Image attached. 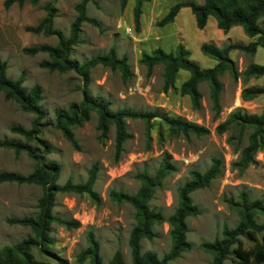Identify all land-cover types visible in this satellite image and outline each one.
Listing matches in <instances>:
<instances>
[{"label":"rangeland","instance_id":"rangeland-1","mask_svg":"<svg viewBox=\"0 0 264 264\" xmlns=\"http://www.w3.org/2000/svg\"><path fill=\"white\" fill-rule=\"evenodd\" d=\"M5 1L0 0V60L6 65L8 79L15 81L23 76L24 91L28 92L34 86L41 90L39 107L43 119L39 140L49 148V153L40 164L55 163L58 166L57 187L68 180L82 184L91 167H97L94 192L100 199L99 205H95L87 196L57 194L52 215L62 220L76 221L79 227L67 231L52 224L49 234V252L52 256L33 251L34 261L38 264H79L78 255L86 249L88 236L91 235L99 244V256L103 264H107L115 252L122 254L123 264H131L127 241L135 225L134 211L127 204L111 202L108 193L113 191L134 195L140 186L136 175L146 173L154 176L161 165L168 161L174 166L175 172L165 177L149 203L150 209L167 219L177 208V189L189 181V173L195 171L203 174L210 168L212 160L217 159L222 164L220 175L208 188L190 195L192 204L199 211L197 217L186 220V239L192 249L170 263L211 264V256L201 252L198 246L219 238L223 228L233 229L237 225L238 216L230 202H237L244 196L264 205V133L254 164L239 173L232 168V164L238 160L240 150L247 146L251 131L245 130L241 135L233 130L224 134L216 132V127L236 109L248 115L261 114L264 94L244 102L241 92L246 88L264 89V77L244 76L249 65H264V49L258 48L251 56L240 51L229 54L237 79L233 80L228 71L218 78L222 91L219 96L220 112L215 116L208 84L198 86L201 104L198 110H194L189 98L179 94L181 84L189 77L187 72L180 71L174 87L165 92L162 69L157 67L148 75L139 64L141 54H149L155 49L165 53L174 52L180 44L189 53L191 61L201 69H210L216 62L201 54L197 49L199 42L196 41H215L213 44L217 47L247 45L253 41L244 35L242 28L236 27L226 33L228 40L216 42L219 36L215 20L210 17L204 32H200L188 8L180 10L175 17V24L163 28L156 26L173 5L179 2L201 4L202 0H144L141 14L143 12L145 15L146 23H139L138 29L133 23L132 12L136 0H127L123 10L120 9V0H95L96 4L89 2L86 16L94 23L82 24L79 43L72 48L71 60L84 64L92 58L106 55L113 48L118 58H128L133 77L123 81L118 71L96 66L90 70L87 83L73 72L59 74L41 69L39 64L47 60L45 54L31 57L22 53L24 48L56 45V37L27 31L41 22L45 17L44 6L53 0H37L35 4L26 0L22 6L15 3L9 8L4 7ZM81 1L57 0L53 3V29L65 38L76 17L74 8ZM258 23L264 30V18ZM82 91L87 92L91 99L107 103L112 112L131 110L156 113L157 116L149 124L141 120L126 122L131 139L123 145L119 162H114V129L110 127L101 139L96 128V115L91 114L87 123L73 129L77 149L54 128L56 115L67 112L70 105L80 104ZM237 97L238 105L235 104ZM164 116L183 120L188 118L209 133L185 139L169 129L162 120ZM34 118V115L22 112L14 102L5 101L0 93V141L25 142L22 137L10 133L9 128L29 130ZM35 167L36 163L25 153L15 155L12 151L0 150V173L27 176ZM41 195L42 190L38 186L0 183V249L32 236L28 228L9 225L6 220L36 215L37 201ZM256 220L258 224H264V217L258 216ZM153 230L155 238L143 240L140 249L142 252H152L161 259L170 250L169 227L163 223ZM259 240L260 236L256 240L243 237L239 242L243 249L248 250ZM237 261L232 254L225 264H238ZM82 264H89V261Z\"/></svg>","mask_w":264,"mask_h":264},{"label":"trees","instance_id":"trees-1","mask_svg":"<svg viewBox=\"0 0 264 264\" xmlns=\"http://www.w3.org/2000/svg\"><path fill=\"white\" fill-rule=\"evenodd\" d=\"M44 6L45 17L41 22L27 31L36 35L56 37L55 46L42 45L31 48H24L22 53L27 56L38 54L47 55V60L39 64L41 69L50 73L64 74L73 72L80 76L84 83L88 82L89 72L96 66L118 71L123 81L133 77L128 64V58H118L115 50L111 48L106 55L92 58L87 63L78 64L71 60V51L79 43V34L82 24L94 23L86 16V6L89 2L96 4L95 0H82L75 6L76 17L72 22L68 37H63L53 29L55 10L53 3ZM127 0H120V9L123 10ZM144 0H136L133 12V23L136 29L139 28L141 16V4ZM26 0H6L5 8L13 4L22 6ZM33 4L37 0H31ZM188 8L194 18L198 30H203L211 17L216 22L219 30L227 33L232 28L240 27L244 35L253 40L247 45L229 44L216 47L211 44H203L200 52L203 56L210 58L216 64L210 69H201L195 62L189 59V53L182 47L177 46L174 52L165 53L161 49H155L149 54H141L139 64L143 66L147 74H151L155 68L162 69L163 90L167 92L174 87L177 74L185 71L189 77L184 81L179 94L188 97L191 107L198 110L201 104V95L198 86L202 83L208 84L210 88V99L212 101L215 116L220 112L219 96L222 85L218 78L228 71L233 80L237 79V72L233 62L229 58L232 51H240L246 55H254L258 48L264 49V30L259 26V20L264 18V0H202V4L194 2H179L169 8L166 15L157 22L158 27L174 22L180 10ZM244 76L264 77V65H249ZM23 76L13 81L6 77V65L0 60V93L5 101L17 104L20 110L27 114L34 115L29 130L21 127H11L9 132L18 135L25 142L0 141V150L12 151L15 155L25 153L36 163L35 169L27 176L15 173L1 172L0 183L17 185H34L42 190V195L37 201L38 213L32 217L6 220L9 225H17L28 228L31 237L12 246L0 249V264H38L32 257L33 251L40 255L52 256L49 252L51 239V225L56 224L67 231L79 227L76 221L59 219L52 215V209L57 194L87 196L95 205H99L100 199L94 192V185L97 176V167L94 165L88 172L87 179L82 184H74L70 180L61 187L55 185L58 177V166L55 163L40 164L43 157L49 153V148L40 143L41 123L43 115L39 107L41 101V90L34 86L28 92L22 88ZM264 94V89H243L241 100L251 101L257 96ZM91 114L97 117V131L103 139L109 128L114 129V162H119L123 154V145L131 139L127 131L128 120H141L149 124L157 115L153 112H134L131 110L114 111L109 109L107 103L91 99L87 92L82 91L80 104L70 105L67 112L58 113L55 117L54 128L59 131L62 137L77 149L73 136V129L81 127L90 120ZM162 120L169 129L178 136L188 139L189 136L202 137L209 133L207 129L195 123L187 122L181 118L164 116ZM233 130L241 135L245 130H250L248 144L239 152L238 160L232 164V168L242 173L249 166L254 164V157L262 144L264 133V107L260 115H248L241 109L230 113L223 123L216 127L218 134H224ZM33 144L34 146H31ZM43 148L42 151L39 149ZM237 152V150H236ZM221 161L213 159L210 168L203 174L191 171L189 181L177 189V208L174 213L164 219L158 212L149 207L155 191L161 187L166 176L175 172V168L168 161H165L154 176L146 173L136 175L135 179L140 183L134 195H127L121 192H109L108 199L117 204H127L134 211L135 225L131 229L127 245L129 248L131 264H170L180 258L183 253L189 252L192 247L186 239L188 218H195L199 215L198 209L192 204L190 195L198 190L206 189L220 175ZM232 210L236 211L238 223L233 229L223 228L221 236L209 243H201L198 248L201 252L211 256V264H225L227 258L234 255L238 264H264V224L257 223V217H264V205L259 201H251L242 197L237 202H230ZM166 223L169 227L170 250L158 258L152 252H142L140 243L143 240L151 241L155 238L154 227ZM259 241L251 249L245 250L241 247L240 238L249 237ZM88 260L89 264H103L99 256V244L90 235L87 239V247L77 258L82 264ZM107 264H123V257L120 252H115Z\"/></svg>","mask_w":264,"mask_h":264},{"label":"crops","instance_id":"crops-1","mask_svg":"<svg viewBox=\"0 0 264 264\" xmlns=\"http://www.w3.org/2000/svg\"><path fill=\"white\" fill-rule=\"evenodd\" d=\"M198 4H200V3H198ZM201 4H202V2H201ZM151 17H153V15L151 16ZM144 18H145V15L143 14V12H142V14H141V19H140V23H146V20H144ZM172 24H175V20H174V22L172 23ZM207 25V24H206ZM215 25H216V22H215ZM156 26H157V24H156ZM158 27V26H157ZM164 27V26H163ZM163 27H159V28H163ZM205 28H206V26H205ZM204 28V29H205ZM217 28V27H216ZM204 29L203 30H199L200 32H204ZM198 30V29H197ZM229 32V31H228ZM216 33L218 34V36H219V40H217L216 42H224L225 40H228L229 39V37H228V35L225 33V32H223L222 30H219V29H216ZM161 34V33H160ZM180 34H177V36H179ZM180 39V38H179ZM205 43H204V42ZM196 42H199V45H198V47H197V49L200 51V47L203 45V44H209V43H211V45H214L213 43L215 42V41H211V40H207V39H205V40H198V41H196ZM166 45H167V43H166ZM178 45H180V44H178ZM214 46H216V45H214ZM217 47V46H216Z\"/></svg>","mask_w":264,"mask_h":264},{"label":"bare ground","instance_id":"bare-ground-1","mask_svg":"<svg viewBox=\"0 0 264 264\" xmlns=\"http://www.w3.org/2000/svg\"><path fill=\"white\" fill-rule=\"evenodd\" d=\"M238 103H239V99H238V97H237V99H236V103H235V104L238 105Z\"/></svg>","mask_w":264,"mask_h":264},{"label":"built area","instance_id":"built-area-1","mask_svg":"<svg viewBox=\"0 0 264 264\" xmlns=\"http://www.w3.org/2000/svg\"><path fill=\"white\" fill-rule=\"evenodd\" d=\"M185 121H187V122H190V123H193V122H191V120H189L188 118H186V120Z\"/></svg>","mask_w":264,"mask_h":264}]
</instances>
